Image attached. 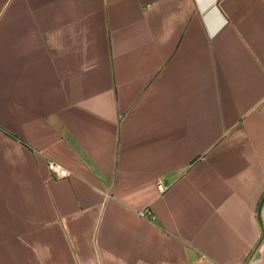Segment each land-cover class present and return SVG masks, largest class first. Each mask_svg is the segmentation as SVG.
Segmentation results:
<instances>
[{
	"label": "crops",
	"instance_id": "crops-1",
	"mask_svg": "<svg viewBox=\"0 0 264 264\" xmlns=\"http://www.w3.org/2000/svg\"><path fill=\"white\" fill-rule=\"evenodd\" d=\"M0 264H264V0H0Z\"/></svg>",
	"mask_w": 264,
	"mask_h": 264
},
{
	"label": "built area",
	"instance_id": "built-area-1",
	"mask_svg": "<svg viewBox=\"0 0 264 264\" xmlns=\"http://www.w3.org/2000/svg\"><path fill=\"white\" fill-rule=\"evenodd\" d=\"M48 168L52 173H55L58 177H66L70 174L66 167H64L59 162L52 159H49L48 161ZM160 189L163 190V186H160ZM139 214L145 217V216H150L151 213L150 211L145 209L139 211Z\"/></svg>",
	"mask_w": 264,
	"mask_h": 264
}]
</instances>
